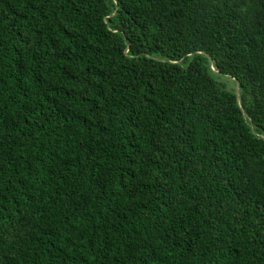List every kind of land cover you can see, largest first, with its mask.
I'll list each match as a JSON object with an SVG mask.
<instances>
[{"label": "trees", "instance_id": "obj_1", "mask_svg": "<svg viewBox=\"0 0 264 264\" xmlns=\"http://www.w3.org/2000/svg\"><path fill=\"white\" fill-rule=\"evenodd\" d=\"M0 264H264V0H0Z\"/></svg>", "mask_w": 264, "mask_h": 264}, {"label": "water", "instance_id": "obj_2", "mask_svg": "<svg viewBox=\"0 0 264 264\" xmlns=\"http://www.w3.org/2000/svg\"><path fill=\"white\" fill-rule=\"evenodd\" d=\"M235 95L236 97L238 96V86L236 85V88H235Z\"/></svg>", "mask_w": 264, "mask_h": 264}]
</instances>
